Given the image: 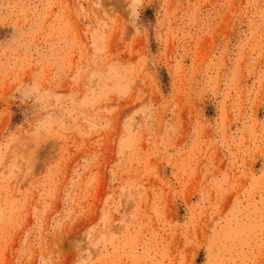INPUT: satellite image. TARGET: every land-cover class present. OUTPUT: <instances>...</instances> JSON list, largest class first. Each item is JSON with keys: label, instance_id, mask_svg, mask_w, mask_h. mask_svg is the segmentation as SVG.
I'll use <instances>...</instances> for the list:
<instances>
[{"label": "rangeland", "instance_id": "1", "mask_svg": "<svg viewBox=\"0 0 264 264\" xmlns=\"http://www.w3.org/2000/svg\"><path fill=\"white\" fill-rule=\"evenodd\" d=\"M0 264H264V0H0Z\"/></svg>", "mask_w": 264, "mask_h": 264}]
</instances>
